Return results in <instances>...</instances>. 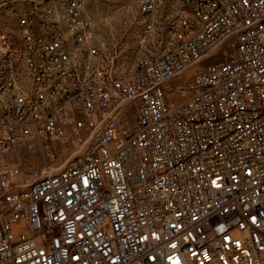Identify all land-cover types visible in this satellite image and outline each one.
Instances as JSON below:
<instances>
[{
	"label": "built area",
	"instance_id": "obj_1",
	"mask_svg": "<svg viewBox=\"0 0 264 264\" xmlns=\"http://www.w3.org/2000/svg\"><path fill=\"white\" fill-rule=\"evenodd\" d=\"M1 9L0 264H264V0H139L130 72L83 0Z\"/></svg>",
	"mask_w": 264,
	"mask_h": 264
},
{
	"label": "rangeland",
	"instance_id": "obj_2",
	"mask_svg": "<svg viewBox=\"0 0 264 264\" xmlns=\"http://www.w3.org/2000/svg\"><path fill=\"white\" fill-rule=\"evenodd\" d=\"M14 0H0V5L10 4ZM40 1V0H36ZM86 6V14L92 23L94 39L97 44L109 46L112 51L114 67L118 70L130 72L139 62L136 51L138 32L137 13L139 0H83ZM21 3V2H20ZM22 4V3H21ZM10 11L1 9L0 18L3 20ZM2 16V17H1ZM116 52V53H115ZM121 52L130 53L124 58ZM134 53V54H133ZM206 60L199 66L212 63ZM198 66L188 70L181 76L171 80L168 87L186 86L194 77ZM183 98V97H182ZM133 117L128 116V122ZM30 148L33 150L31 153ZM74 144H64L57 148V165L63 167L77 154ZM21 166L29 183L39 177L45 165V155L40 152L39 145L31 143L29 147L21 148Z\"/></svg>",
	"mask_w": 264,
	"mask_h": 264
}]
</instances>
